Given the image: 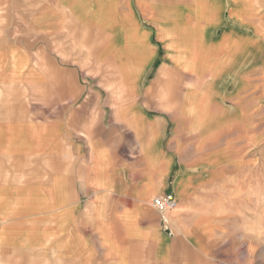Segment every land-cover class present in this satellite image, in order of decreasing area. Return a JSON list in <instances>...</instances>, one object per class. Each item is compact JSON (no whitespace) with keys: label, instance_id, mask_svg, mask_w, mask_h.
<instances>
[{"label":"crops","instance_id":"crops-1","mask_svg":"<svg viewBox=\"0 0 264 264\" xmlns=\"http://www.w3.org/2000/svg\"><path fill=\"white\" fill-rule=\"evenodd\" d=\"M12 3L41 34L80 38L77 52L102 54L107 62L103 69L88 68V74L82 66V82L77 68H67L76 87L64 98L73 106L64 124L12 122L6 105H0V165L13 156L51 160L44 174L35 168L7 178L14 183L2 182L0 175V264H171L176 254L186 264L191 252L209 264H229L235 232L241 236L248 227L240 202L249 159L243 127L244 118L248 127L249 81L241 76L237 93L225 92V81L211 94L171 92V72L209 71L174 65L159 33L179 37L182 46L185 38L201 37L198 51L186 45L181 52L189 60L208 49L210 57L193 66L202 68L217 52L231 51L234 38L260 36L264 14L249 12L255 0ZM163 13L173 15L169 23H160ZM139 32L153 59L132 75L127 69L139 67L116 60L120 48L114 42ZM7 97L3 93L0 99ZM197 100L205 109L194 117L187 103ZM215 112L225 118L218 120ZM235 122L243 128L236 134ZM10 129L15 140H7ZM61 150L65 158L59 157ZM26 175L33 183H26ZM169 195L177 201L174 210L152 207L155 198Z\"/></svg>","mask_w":264,"mask_h":264},{"label":"rangeland","instance_id":"rangeland-1","mask_svg":"<svg viewBox=\"0 0 264 264\" xmlns=\"http://www.w3.org/2000/svg\"><path fill=\"white\" fill-rule=\"evenodd\" d=\"M8 3L0 4V98L3 93H7V101L0 105H6L8 110V120L17 122L26 121V124L33 123H61L64 124L66 115L71 114L72 104L64 98L75 89L73 78L68 75L67 68L71 67L79 71L78 80L82 82V66L90 71L96 70L99 66H105L107 59L98 53H82L77 52L78 46L75 37H66L63 35L51 36L50 31L41 34L35 30L31 23L22 18V14L18 9V5L13 4V0H6ZM254 0H251V2ZM255 4L250 6V15L257 16L264 13V0H255ZM227 6H224V9ZM241 8V6H239ZM253 8V9H252ZM166 17V13L159 15V21L162 24L169 23V19L173 18L170 13ZM254 23V22H252ZM257 21L255 24L257 26ZM48 26V24H47ZM261 34L251 35L249 38L241 37L232 40L231 51L217 52L215 59L210 62L202 63V68H193L196 60L204 57H210L207 52L194 54L189 60L192 61L188 67L189 60L181 52L186 49H199L201 37L185 38L184 45L179 43V37L170 36L165 32H160V38L166 44V56L176 66H185L186 71L201 72L208 70L206 74H190L181 75L171 72L170 91L183 92L185 89L192 92L215 93L221 89L225 92H241L242 83L237 81L241 76H247L248 92L250 95L249 112L247 113L248 127H246L245 118L243 120L245 136H248V154L249 159L244 171L247 173L243 183V195L241 197L243 207L246 211L245 222L248 227L245 228L243 234L238 236L235 232L234 236V255L229 264H264V20L260 22ZM126 42L120 43L119 38L114 42L120 48V53H114L116 60L131 61L139 69H127L132 75H139L140 71L148 65L153 56L148 52L147 38L141 36L140 32L133 36L123 38ZM181 39V38H180ZM146 40V41H145ZM182 40V39H181ZM129 43V44H128ZM180 44V45H179ZM196 44V45H195ZM114 46V44H113ZM122 49V50H121ZM188 49V50H189ZM77 50V51H76ZM112 50V48H109ZM112 53V52H111ZM164 51H162V55ZM108 55H106L107 57ZM202 60V59H201ZM83 62V63H82ZM225 65L227 66H224ZM224 66V67H223ZM134 70V71H133ZM98 71V70H97ZM102 70L100 69V72ZM3 72V74L1 73ZM88 74V70L84 71ZM162 73L165 72L163 71ZM161 73V74H162ZM90 76H95L90 72ZM77 77V75H76ZM4 78V79H2ZM14 78L15 80L13 81ZM210 80H207L209 79ZM10 80V81H9ZM13 83H9L12 82ZM60 81V83H59ZM69 81V84L64 82ZM209 82L206 84L205 82ZM237 82V84H236ZM79 87L82 86L79 84ZM236 103V102H234ZM69 104V105H68ZM76 104V102L74 103ZM187 113L198 117L202 110L205 109L204 102L192 101L187 103ZM53 116L50 115V110ZM49 110V112H47ZM215 118L221 120L225 115L214 113ZM246 117V116H245ZM71 119V118H70ZM197 121V120H196ZM197 124V123H195ZM34 125V124H33ZM246 128V129H245ZM243 129L242 125L234 124V131ZM10 136L7 140H15L13 130L10 129ZM2 133L0 132V137ZM29 152H33L29 150ZM59 157L65 158V151H62ZM235 153H237L235 151ZM31 159L17 158L13 156L9 163L0 165V175L5 178L2 182L8 181V177L17 176L18 173L32 171L38 168V171H49L51 160L42 156V161ZM54 161V160H53ZM61 162H65L61 159ZM235 169V173H236ZM33 173L30 175L32 177ZM16 183V179L14 180ZM33 183L26 175V183ZM14 183V182H13ZM236 184V181H235ZM238 195L235 194V199ZM240 205L235 201V206ZM236 222V221H235ZM185 254H181L184 257ZM177 254L171 258V264H183ZM186 264H192L193 260L198 261L195 264H209L206 258H197L196 253H187L185 255ZM193 259V260H192ZM185 263V262H184Z\"/></svg>","mask_w":264,"mask_h":264},{"label":"built area","instance_id":"built-area-1","mask_svg":"<svg viewBox=\"0 0 264 264\" xmlns=\"http://www.w3.org/2000/svg\"><path fill=\"white\" fill-rule=\"evenodd\" d=\"M152 207L160 212H166L174 210L177 207V201L174 196L169 195L165 197L155 198L152 203Z\"/></svg>","mask_w":264,"mask_h":264}]
</instances>
